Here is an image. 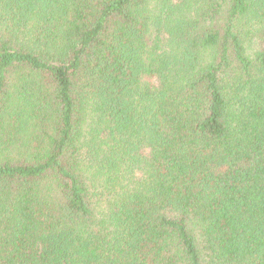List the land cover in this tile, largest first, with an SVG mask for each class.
Here are the masks:
<instances>
[{
  "label": "trees",
  "instance_id": "trees-1",
  "mask_svg": "<svg viewBox=\"0 0 264 264\" xmlns=\"http://www.w3.org/2000/svg\"><path fill=\"white\" fill-rule=\"evenodd\" d=\"M0 264H264V0H0Z\"/></svg>",
  "mask_w": 264,
  "mask_h": 264
}]
</instances>
